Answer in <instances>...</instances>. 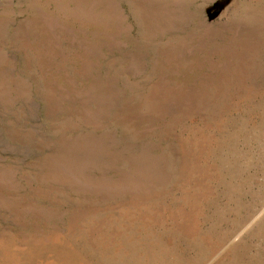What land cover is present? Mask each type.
Here are the masks:
<instances>
[{"label": "rangeland", "instance_id": "1", "mask_svg": "<svg viewBox=\"0 0 264 264\" xmlns=\"http://www.w3.org/2000/svg\"><path fill=\"white\" fill-rule=\"evenodd\" d=\"M0 264H264V0H0Z\"/></svg>", "mask_w": 264, "mask_h": 264}]
</instances>
